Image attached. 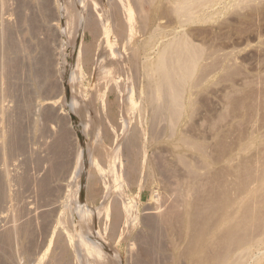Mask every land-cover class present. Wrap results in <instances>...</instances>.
<instances>
[{
  "label": "rangeland",
  "instance_id": "1",
  "mask_svg": "<svg viewBox=\"0 0 264 264\" xmlns=\"http://www.w3.org/2000/svg\"><path fill=\"white\" fill-rule=\"evenodd\" d=\"M145 1L129 0L138 22L145 13L153 14L156 6L158 12L169 10L166 13L170 12L175 19L172 4L176 0ZM70 2L3 0L0 3V264H54L53 252L63 243L55 232L67 243L66 261L73 264L80 257L83 260V253L79 249L75 251L76 247L66 238L76 235V242L86 241L85 236L87 242L91 237L90 242L96 238L94 242H99L96 246L103 248L107 257H117L120 264H264V0H246L241 5L223 7V13L212 14L208 22L185 27H189L190 41L201 51L198 64L202 66L197 65L184 86L181 112L175 104L174 108L171 106L178 112L174 116L172 110V122L169 115L151 119V107L143 104L146 93L138 97V85L136 105L124 115L119 110L108 113L106 103L113 105L115 95L107 87L104 90L97 85L94 66L79 57L80 46L90 42V34L87 30L75 31L76 27L70 24ZM164 19L160 20L165 23L157 21L161 25L158 28L156 23L146 33L136 36L144 45L142 53L166 25ZM92 88L99 96L93 106L96 109L91 111H102L103 120L98 124L99 129L91 130L87 117L85 120L74 101L88 99V93L94 92ZM138 111L141 114L137 115ZM108 117L112 118V124H117L114 128L108 124ZM123 118L130 125L125 133ZM151 122L152 128L148 129ZM131 126L140 130V139L145 143L144 155L139 156L143 166L140 179L132 185H123V196L130 200L135 212L119 224L114 239L107 237L109 243H106L110 218L107 220L104 212L97 211L101 198L90 196L92 191L102 188V182H108L109 162L115 159L111 156L112 148ZM120 150L118 155L124 158L125 152ZM99 152L106 154L107 168H96ZM57 159H64L63 163ZM42 178H48L49 184L41 186ZM91 178L98 182L94 184ZM79 215L89 220L94 229L99 227L100 233L92 229L95 237L91 236V231L80 226L86 220ZM99 234L105 236L101 237L102 241ZM119 234L127 238L121 240Z\"/></svg>",
  "mask_w": 264,
  "mask_h": 264
},
{
  "label": "bare ground",
  "instance_id": "2",
  "mask_svg": "<svg viewBox=\"0 0 264 264\" xmlns=\"http://www.w3.org/2000/svg\"><path fill=\"white\" fill-rule=\"evenodd\" d=\"M134 2V0H131ZM136 1V0H135ZM144 1V0H143ZM147 1V0H146ZM145 1V2H146ZM150 1V0H148ZM175 1V0H174ZM248 1V0H247ZM143 2V3H145ZM152 2V1H151ZM169 2V0H168ZM246 3V0H176L175 3H173V8L175 12V19L174 17L170 16V12L169 14L164 12L165 9H162L161 12H158V7H154L153 8V14H146V16H144V18H141V22H138L135 17H134V11L133 8L129 2V0H71V4H70V9L68 11L69 17H70V24L73 25V27L75 29V31L77 29H81L82 30H87L88 33L90 34V42L88 44H84L83 46H80L79 49V57H83L84 61L86 63H88L90 66H94L95 69V79H96V83L98 86H101L100 88L106 90V87L109 89L110 92L114 93L115 95V101L112 105L111 103H106V110L109 112H112V110H119V111H124L123 115L126 111H128L129 109H131L134 105H136V101H135V89L138 85V87L140 88L139 91V96L141 97L142 94L146 93L147 99H146V103L144 102L143 104H147L148 107H151L150 114H151V119H156V117L163 115V116H168L169 119L171 117V115L173 114L172 112L174 111V116H177L175 113L177 112L176 109H172L171 106L173 104H175L176 106L179 107L181 112V108L184 107L183 106V89L186 83H188L189 79L191 78V76L194 74V71L197 67V65H199V61L200 59H202V54L201 51L198 50V46H196L195 44H193L190 41V38L188 36L189 32L187 29H189V27L186 29L185 27L189 24H194V23H199L200 21H206L207 18L208 20H210L209 18L212 19L213 15H217L220 14L223 11V7H228V6H235V5H241L242 3ZM1 4L3 3L0 2ZM24 3V2H23ZM142 3V2H141ZM140 3V4H141ZM148 3V2H147ZM0 4V5H1ZM19 4V3H18ZM136 4H138L136 2ZM135 4V5H136ZM4 5V4H3ZM24 5V4H23ZM144 5V4H142ZM175 5V6H174ZM18 6V5H17ZM146 6V5H145ZM149 6V4H148ZM22 7V6H21ZM137 7H135L136 9ZM143 8V7H142ZM168 9V7L166 8ZM20 10V9H19ZM138 9H136L135 11H137ZM139 10L141 11V9L139 8ZM147 10V9H146ZM145 10V12H146ZM18 11V10H17ZM22 11V10H21ZM139 13V11H137ZM136 12V14H137ZM20 13V12H18ZM142 13V12H141ZM172 13V12H171ZM223 13V12H222ZM140 14V13H139ZM143 14V15H145ZM213 14V15H212ZM138 15V14H137ZM215 15V16H216ZM15 16V14H14ZM142 16V15H141ZM212 16V17H210ZM21 17V16H20ZM138 17V16H137ZM18 18V17H17ZM139 18V17H138ZM161 18H165L164 20H166V25L162 26L158 37H155L153 39L152 42L149 43L148 48L146 49L144 47V49L146 50L145 52L142 53V50L144 45L140 44L136 38V36L140 33L144 34L148 31V29L151 27H153L152 25H155L157 23V21H161L160 23H165L162 22V20H160ZM144 19V20H143ZM163 20V21H164ZM16 21V20H15ZM208 22V21H206ZM201 23V22H200ZM13 25V23H12ZM157 28L161 25H159V23H157ZM11 28H13L12 26H10ZM9 27V28H10ZM71 28V27H70ZM73 28V30H74ZM19 29V28H18ZM156 29V28H155ZM154 29V30H155ZM11 30V29H10ZM13 30V29H12ZM15 30V29H14ZM150 30V29H149ZM158 30V29H157ZM16 31V30H15ZM152 31V30H151ZM155 33V32H154ZM25 34V33H24ZM150 34V33H149ZM22 35V34H20ZM160 35V36H159ZM144 36V35H143ZM151 36V35H150ZM155 36V34H154ZM16 37V36H14ZM160 37V38H159ZM83 38H84V34H83ZM140 38V37H138ZM152 38V37H151ZM16 39V38H15ZM141 39V38H140ZM21 40V39H20ZM148 41V38H147ZM15 42V41H14ZM82 42V41H81ZM18 43V42H17ZM83 43V42H82ZM23 44V43H22ZM21 44V46H22ZM148 44V43H147ZM82 45V44H81ZM141 45V46H140ZM9 46V45H8ZM11 46V45H10ZM17 47H19V44L17 45ZM15 46V47H16ZM24 47V46H23ZM27 47V46H26ZM197 47V48H196ZM21 49V48H20ZM19 49V50H20ZM13 50V49H12ZM153 50V52H151ZM20 55V54H19ZM78 56V55H77ZM17 57V56H16ZM82 58V59H83ZM79 59V58H78ZM81 59V60H82ZM83 61V60H82ZM11 62V60H10ZM20 63V62H19ZM84 64V63H83ZM202 66V63L200 64ZM199 65V68H201ZM87 66V65H86ZM18 68V67H17ZM89 68V66H88ZM205 68V67H204ZM201 70V69H199ZM16 71V70H15ZM206 71V70H205ZM204 71V72H205ZM10 72V71H9ZM89 72V71H88ZM203 72V73H204ZM19 73V72H18ZM12 75V74H11ZM18 77V76H16ZM19 80V79H18ZM79 80V79H78ZM16 81V80H15ZM192 81V80H191ZM198 81V79H197ZM196 81V82H197ZM12 82V81H11ZM94 83V82H93ZM94 83V84H96ZM190 83V82H189ZM199 83V81H198ZM80 84V83H79ZM93 84V85H94ZM97 85L95 86V88L97 87ZM14 86V85H12ZM79 86V85H78ZM190 86V85H189ZM94 87V86H93ZM105 87V88H104ZM178 88V89H177ZM188 88V87H187ZM76 89V88H75ZM78 89V88H77ZM91 89V88H90ZM97 89V88H96ZM146 92H145V90ZM179 90V91H175V90ZM92 90L94 92H92L90 95L88 93V99H86V101L84 102L83 100H75L74 102H76V106H78L80 108L79 112H82L83 117L86 120L87 117V125L90 126V129H97L98 128V124L100 123V111H91L92 109L94 110V108L96 109V107L93 108L94 103L97 100V93L96 90H94L92 88ZM98 90V89H97ZM103 90V91H104ZM102 91V90H101ZM137 91V92H138ZM74 92V91H73ZM100 92V91H98ZM175 93V94H174ZM73 95V94H72ZM79 95V94H78ZM82 95V93H81ZM79 95V96H81ZM106 95V94H105ZM84 96V95H83ZM81 96V97H83ZM42 97V96H41ZM100 97L102 98V96L100 95ZM105 96H103L104 98ZM137 97V98H138ZM39 98V97H38ZM77 98V97H76ZM79 98V97H78ZM82 99V98H81ZM140 99V98H139ZM138 99V100H139ZM100 100V99H99ZM104 100V99H102ZM101 100V101H102ZM140 100L143 101V99L141 98ZM145 100V99H144ZM72 101V99H71ZM83 101V102H81ZM39 102V101H38ZM104 102H106V99L104 100ZM177 104H176V103ZM141 104V102H140ZM139 104V105H140ZM25 105V104H24ZM23 105V106H24ZM104 105V103H103ZM142 105V104H141ZM140 105V107H141ZM146 105V106H147ZM74 106V104L72 105ZM75 106V107H76ZM100 106V104H99ZM38 107V106H37ZM76 107V108H78ZM103 107V106H102ZM142 107H145L142 105ZM140 109H143V108ZM173 107V106H172ZM78 108V109H79ZM101 107H99L98 109H100ZM139 108V106H138ZM174 108V107H173ZM41 109V108H40ZM77 109V110H78ZM150 109V108H149ZM183 109V108H182ZM74 110V109H73ZM105 110V109H104ZM103 110V112H104ZM134 110V109H133ZM173 110V111H172ZM77 112V113H79ZM121 112V113H122ZM140 112L142 113L143 111L140 110ZM138 111L137 115L140 113ZM145 112V111H144ZM148 112V110L146 111ZM106 113V112H105ZM103 114L106 116V114ZM107 113V114H108ZM134 113V112H133ZM140 113V114H141ZM149 113V112H148ZM178 113V112H177ZM120 114V113H119ZM127 114V113H126ZM125 114V115H126ZM102 115V114H101ZM147 115V114H146ZM132 116V115H130ZM140 116H143L140 115ZM173 116V115H172ZM127 117V116H126ZM81 118V116H80ZM83 118V119H84ZM121 118V117H120ZM130 118V117H129ZM129 118H126V120H128ZM134 118V117H133ZM132 120H135L133 119ZM139 118V116L137 117V119ZM161 118V116H160ZM174 117H171V119H173ZM108 119V124L110 126H112L114 128V124L115 123H111V119L112 118H107ZM143 119V118H142ZM146 119V118H145ZM144 119V121H145ZM158 119V118H157ZM164 119V118H163ZM168 119V120H169ZM170 119V121H171ZM84 120V121H85ZM130 120V119H129ZM165 120V119H164ZM105 121V122H106ZM131 121V120H130ZM129 121V122H130ZM138 121V120H136ZM140 121V120H139ZM142 121V120H141ZM160 121V119H159ZM166 121V120H165ZM86 122V121H85ZM106 122V123H107ZM115 122V121H114ZM122 124V130L124 132V130L126 131L128 129V124L125 121V119H121ZM132 122V121H131ZM135 122V121H134ZM156 121H153V124ZM169 125V121H167ZM172 122V121H171ZM111 123V124H110ZM139 123V122H138ZM137 123V126H138ZM142 123V122H141ZM140 123V125H141ZM144 123V122H143ZM146 123V122H145ZM158 123V122H157ZM130 124V123H129ZM134 124V123H132ZM156 124V123H155ZM154 124V127H155ZM107 125V124H106ZM117 125V124H115ZM119 125V124H118ZM136 125V124H135ZM145 125V124H144ZM158 125V124H157ZM156 125V126H157ZM146 126V125H145ZM144 126V127H145ZM148 126V125H147ZM15 127V126H14ZM103 127H109V126H104ZM112 127L110 129H112ZM120 127V126H119ZM132 127V126H131ZM139 127V126H138ZM142 127V126H141ZM140 127V128H141ZM153 127V128H154ZM102 128V127H101ZM118 128V127H117ZM126 128V129H125ZM152 128V122H151V127ZM169 128V127H168ZM16 129V128H15ZM99 129V128H98ZM108 129V128H107ZM120 129V128H119ZM142 129H145L142 127ZM155 129V128H154ZM157 129V127H156ZM114 131V129H112ZM102 131V130H100ZM113 131L112 135H113ZM121 131V129H120ZM153 133V129L151 130ZM99 132V131H98ZM106 131H102V133ZM119 132V131H118ZM144 132V131H142ZM125 133V132H124ZM18 134V133H17ZM100 134V133H99ZM98 134V136H99ZM111 134V133H110ZM94 135V134H93ZM124 135V134H121ZM140 130L136 127L133 126L132 129L127 132L125 134V136L123 137V139L120 141L119 139V143L117 142V145L115 144V146H113L114 148H112V152H111V156L113 159V161L111 160V162H109V180L108 182H102L103 186L100 189H97L96 191H92L91 196L90 197H100L101 198V203L98 204L100 205V207H94L97 208L98 212H104L105 216L110 218V225H111V229H110V233L108 232L106 239L104 240V242L106 241V243H109V241L107 240V237L109 238H113L114 239V234L117 233V229L119 224L125 219L130 216L131 212H135V210H132V205L130 204V200L129 199H125L123 196V185H132L133 183L137 182L138 179H140V173L142 171V162L141 160H139V156L142 155V140L140 139ZM143 135V133H142ZM14 136V135H13ZM63 136V135H62ZM97 136V135H96ZM95 136V137H96ZM103 136V135H102ZM116 136V133H115ZM151 136V135H150ZM16 137V136H15ZM119 137V136H118ZM122 137V136H121ZM154 137V136H152ZM151 137V138H152ZM112 138V137H111ZM120 138V137H119ZM60 139V138H59ZM116 139V138H115ZM118 139V138H117ZM8 140V139H7ZM14 140V139H13ZM18 140V139H17ZM141 140V141H140ZM67 141V140H65ZM115 141V140H114ZM113 142V141H112ZM114 142V143H116ZM13 143V142H12ZM11 143V144H12ZM64 143V141H63ZM67 143V142H66ZM70 143V142H69ZM30 145V144H29ZM55 145V144H54ZM96 145V144H95ZM104 145V144H103ZM108 145V144H107ZM151 145V144H149ZM10 147V145H8ZM20 146V145H19ZM56 146V145H55ZM66 146V145H65ZM106 146V145H105ZM111 146V145H109ZM109 146L106 148L108 149ZM25 147V146H24ZM59 147V145H58ZM100 147V146H99ZM150 147V146H149ZM49 148V146H48ZM70 148V147H69ZM68 148V149H69ZM104 148V147H103ZM110 148V149H111ZM56 149V148H55ZM60 149V148H59ZM105 149V148H104ZM119 149L124 150L125 154H123L125 157L124 158H120L118 153H119ZM144 149V148H143ZM146 149V148H145ZM144 149V150H145ZM61 150V149H60ZM67 150V149H66ZM120 150V152H121ZM38 151V150H36ZM48 151V149H47ZM68 151V150H67ZM99 151V150H98ZM110 151V150H108ZM35 152V151H34ZM102 152V150H101ZM106 152V150H105ZM145 152V151H144ZM27 153V152H26ZM57 153V152H56ZM109 153V152H108ZM43 154V152H42ZM47 154V153H46ZM120 154V153H119ZM44 155V154H43ZM64 155V154H63ZM95 155V154H94ZM96 155H98L99 161L96 165V168L98 169H102L104 168V164H106V157L102 153H97ZM118 155V156H117ZM144 155V154H143ZM143 155L141 157H143ZM28 156V155H27ZM32 156V155H31ZM50 156V155H49ZM110 156V157H111ZM121 156V155H120ZM38 157V156H37ZM48 157V156H47ZM55 157V156H54ZM72 157V156H71ZM78 157V156H77ZM80 157V156H79ZM78 157V158H79ZM108 157V155H107ZM35 158V157H34ZM65 158H67L65 156ZM109 158V157H108ZM54 159V158H53ZM73 159V158H72ZM111 159V158H110ZM31 160V159H30ZM37 160V159H36ZM41 160V159H40ZM59 161V159H57ZM64 160V159H63ZM63 160L59 161L61 163H63ZM27 161V159H26ZM43 161V160H42ZM51 161V160H50ZM56 161V160H54ZM53 161V162H54ZM56 161V163L58 162ZM68 161V160H67ZM49 162V161H48ZM55 165V163H53ZM66 162V161H65ZM64 162V163H65ZM76 162V160H75ZM70 163H74V162H70ZM77 163H78V159H77ZM111 163V164H110ZM29 164V163H28ZM43 164V163H42ZM47 164V163H46ZM36 165V164H35ZM61 164H58V166ZM75 165V164H74ZM77 165V164H76ZM108 165V164H107ZM56 166V167H58ZM104 166V167H102ZM39 167V166H38ZM60 167V166H59ZM64 167V166H63ZM68 167V165H67ZM66 167V168H67ZM62 168V167H61ZM65 168V167H64ZM75 168V166H74ZM107 168V166L105 167ZM50 169V168H49ZM55 169V168H53ZM59 169V168H57ZM42 170V169H41ZM45 170V168H44ZM52 170V169H51ZM80 170V169H79ZM93 170V169H92ZM95 170V169H94ZM54 171V170H52ZM57 171V170H56ZM61 171V170H59ZM68 171V170H67ZM97 171V170H96ZM105 171V170H104ZM73 172V171H72ZM102 172V171H101ZM52 172H50V175L53 176V174H51ZM76 173V172H75ZM42 174V173H41ZM45 174V172H44ZM57 174V172H56ZM59 174V173H58ZM78 174V173H77ZM76 174V175H77ZM89 174V173H88ZM108 174V173H107ZM6 175V173H5ZM48 175V174H46ZM55 175V174H54ZM64 175V174H63ZM75 175V174H74ZM97 175V174H96ZM98 175H101L100 173ZM86 176V175H85ZM7 177V176H6ZM36 177V176H35ZM57 177V176H56ZM101 177V176H100ZM49 178V177H48ZM48 178L44 179L42 178V184L41 186H43L46 183H48ZM64 178V177H63ZM69 178V177H67ZM108 178V176H107ZM106 177L104 179H107ZM15 179V178H14ZM50 179V178H49ZM102 178H100L101 180ZM6 180V179H5ZM4 180V181H5ZM34 180V179H33ZM40 180V178H39ZM52 180V179H51ZM69 180V179H68ZM77 180V179H76ZM103 180V179H102ZM10 181V180H9ZM16 181V180H15ZM59 181V180H58ZM39 183V181H37ZM50 182V180H49ZM56 182V181H55ZM78 182V181H77ZM91 182H93L94 184H96L98 181L96 179H92L91 178ZM52 183V182H51ZM58 183V182H56ZM70 183V182H69ZM73 183V182H72ZM132 183V184H130ZM5 184V183H4ZM49 184V183H48ZM64 184V183H63ZM74 184V183H73ZM84 184V183H83ZM107 184V185H106ZM7 185V184H6ZM15 185V184H14ZM37 185V184H36ZM40 185V184H39ZM60 185V184H59ZM62 185V184H61ZM138 185V184H137ZM9 186V185H7ZM64 186V185H62ZM69 186V185H68ZM88 186V185H87ZM10 187V186H9ZM8 187V189H9ZM84 187V186H83ZM92 187V186H91ZM36 188V187H35ZM42 188V187H40ZM46 188V187H45ZM55 188V187H54ZM38 189V188H37ZM49 189V188H48ZM57 189V188H56ZM126 189V188H125ZM43 190V189H42ZM52 190V189H51ZM41 191V190H39ZM62 191V190H61ZM78 191V190H77ZM2 192V191H1ZM8 192V191H7ZM5 192V193H7ZM63 192V191H62ZM74 192V191H73ZM76 192V190H75ZM13 193V192H12ZM43 193V191H42ZM68 193V192H67ZM78 194V193H77ZM85 194V193H84ZM127 194V193H126ZM47 195V194H46ZM10 196V195H9ZM8 197V196H7ZM11 197V196H10ZM16 197V196H15ZM126 197V196H125ZM13 198V197H11ZM73 198V197H71ZM76 198V197H75ZM74 200V198H73ZM72 200V201H73ZM84 200V199H83ZM94 200V199H93ZM75 201V200H74ZM86 201V200H84ZM100 201V199H99ZM172 201H170L171 203ZM76 203V202H75ZM78 203V202H77ZM76 203V204H77ZM93 203V201H92ZM91 203V204H92ZM168 202V205L170 204ZM85 204H87L86 202L82 205L84 206ZM80 205V204H79ZM165 205V204H164ZM86 206V205H85ZM84 206V207H85ZM78 207V205H77ZM93 207V206H92ZM82 208V207H81ZM167 208V207H166ZM91 209V207H90ZM105 209V210H102ZM169 209V206H168ZM167 209V210H168ZM71 210V209H70ZM81 210V209H80ZM83 210V209H82ZM81 210V211H82ZM93 210V209H92ZM96 210V209H95ZM100 210V211H99ZM12 211V210H11ZM169 211V210H168ZM29 212V211H28ZM33 213V212H32ZM69 213V212H68ZM84 213V210L82 212ZM96 213V211H95ZM13 214V213H11ZM72 214V213H71ZM70 214V215H71ZM88 214V211L87 213ZM85 214V215H86ZM59 215V214H58ZM91 215V214H90ZM97 215V214H96ZM95 215V217H96ZM100 215V213H99ZM77 216V214H76ZM82 216V215H81ZM79 215V217H81ZM89 215H87L88 218ZM135 216V213H134ZM132 216V217H134ZM164 216V215H163ZM41 217V216H40ZM92 217V216H91ZM88 218V219H92V218ZM94 217V215H93ZM129 217V218H132ZM165 217V216H164ZM44 218V217H43ZM51 218V217H50ZM97 218V217H96ZM136 218V217H135ZM67 219V218H66ZM70 219V218H69ZM68 219V220H69ZM79 219V218H78ZM81 219H85L82 218ZM79 219V220H81ZM94 219V218H93ZM92 219V220H93ZM102 220V218H100ZM154 219V218H153ZM17 220V219H15ZM31 220V219H30ZM45 220V219H44ZM64 220V219H63ZM67 220V221H68ZM75 220V219H74ZM86 221L82 220V224L80 225L82 226L85 230L87 229L88 231H91L92 229L95 230L97 228H93V226L91 225L92 223H89L87 221V219H85ZM95 220V219H94ZM126 220H129L128 218ZM133 220V219H132ZM51 221V220H50ZM78 221V220H77ZM96 221V220H95ZM98 221V220H97ZM104 221V220H103ZM131 221V220H130ZM135 221V220H134ZM14 222V221H13ZM12 222V223H13ZM30 222V221H29ZM28 222V223H29ZM43 222V221H42ZM62 222V221H61ZM76 222V221H75ZM91 222V221H90ZM107 222V221H106ZM41 223V222H40ZM65 223V222H64ZM67 223V222H66ZM71 223V222H70ZM79 223V222H78ZM105 223V222H104ZM127 223H129V221H127ZM126 223V224H127ZM153 223V222H151ZM61 224V223H60ZM81 224V223H80ZM125 224V223H124ZM123 224V225H124ZM125 224V225H126ZM132 224V223H131ZM156 224V223H155ZM43 225V224H41ZM51 225V224H50ZM64 225V224H63ZM71 225V224H70ZM79 225V224H78ZM134 225V223H133ZM132 225V226H133ZM16 226V225H15ZM25 226V225H24ZM73 226V225H72ZM79 226V227H80ZM97 226V224L95 225ZM102 226V225H101ZM121 226V225H120ZM129 226V224H128ZM152 226V225H151ZM156 226V225H155ZM17 227V226H16ZM42 227V226H41ZM76 227V226H75ZM105 227V226H104ZM126 227V226H125ZM30 228V227H29ZM34 228V227H33ZM46 228V227H44ZM74 228V227H73ZM77 228V227H76ZM82 228V229H83ZM103 228V227H102ZM121 228V227H120ZM123 228V226H122ZM129 228V227H128ZM126 228L128 231L129 229ZM11 229V228H10ZM14 229V228H13ZM26 229V227H25ZM55 229V228H54ZM60 229V228H59ZM64 229V228H63ZM66 229V228H65ZM64 229V230H65ZM98 229H100L98 227ZM97 232L100 233V231ZM132 229V228H130ZM28 230V229H27ZM26 230V231H27ZM47 230V229H46ZM68 229H66L65 231H67ZM103 230H105L103 228ZM123 230V229H122ZM125 230V229H124ZM17 231V230H16ZM19 231V230H18ZM21 231V230H20ZM53 231V230H52ZM84 231V230H83ZM106 231V230H105ZM109 231V230H108ZM121 231V229L119 230ZM132 231V230H131ZM9 232V231H8ZM22 232V231H21ZM61 232V230H60ZM68 232V231H67ZM80 232H81V228H80ZM79 232V233H80ZM96 232V231H94ZM96 232V233H97ZM116 232V233H115ZM127 232V231H126ZM11 233V232H10ZM9 233V234H10ZM56 234H58V236H56V238L58 239V241L62 244H58L59 245V250L57 251V249L55 251H57V253L54 251L53 253H55L53 255V262L54 264H73L72 261H66V254H67V247H66V242L63 241V239L61 237H63L62 235L60 236L59 233L55 232ZM75 233H77L75 231ZM74 233V234H75ZM82 233V232H81ZM87 233V232H86ZM93 232L91 231V234ZM103 233V232H102ZM121 233V232H120ZM123 233V232H122ZM130 233V232H128ZM127 233V234H128ZM139 233V232H138ZM8 234V233H7ZM12 234V233H11ZM54 234V235H56ZM85 234V233H84ZM105 234V232H104ZM103 234V237L105 238ZM126 234V233H125ZM5 235V234H4ZM39 235V234H38ZM52 235V233H51ZM86 235V234H85ZM96 235V234H95ZM120 235V234H119ZM122 235V234H121ZM121 237V240L124 237ZM8 236V235H5ZM45 236V235H44ZM69 236V235H68ZM73 236V234H72ZM77 236V235H76ZM69 237L66 238V240L69 241L70 244H72V246L76 247L75 249H79V251H81L83 253V260L78 259L79 257H77L78 259V263L77 264H120V260L117 259V257L115 259L111 258V257H107L108 254H105L103 251V248L101 250V248H99L98 246H96L99 242L97 241V243L94 242V240L88 241L85 236L84 238L86 239V241H83V239L78 240L76 242L77 239H75L74 237ZM93 236V234L91 235ZM100 236V234H99ZM154 236V235H153ZM39 237V236H38ZM43 237V236H42ZM65 237V236H64ZM95 237V236H93ZM98 237V236H97ZM101 237L98 238L101 240ZM102 237V238H103ZM116 237V236H115ZM119 237V236H118ZM118 237H116V239H118ZM132 237V236H131ZM4 238V237H3ZM77 238V237H76ZM82 238V237H81ZM109 238V240H110ZM127 238V237H126ZM125 238V239H126ZM26 239V238H25ZM35 239V237H34ZM56 239V241H57ZM78 239H80V235L78 237ZM97 239V240H98ZM120 239V238H119ZM136 239V238H135ZM6 240V239H5ZM27 240V239H26ZM51 240V239H50ZM55 240V239H53ZM103 240V239H102ZM101 240V241H102ZM129 240V239H128ZM19 241V240H18ZM56 241L54 243H56ZM108 241V242H107ZM116 241V240H115ZM120 241V240H119ZM15 242V241H14ZM27 242V241H26ZM127 242V241H126ZM130 241H128L129 244ZM52 243V244H54ZM58 243V242H57ZM24 244V243H23ZM41 244V243H40ZM16 245V244H15ZM19 245V244H18ZM99 245V244H98ZM104 245V244H103ZM112 245V244H111ZM132 245V243H131ZM33 246V245H32ZM105 246V245H104ZM103 246V247H104ZM107 246H109L107 244ZM41 247V246H40ZM55 247V246H54ZM53 247V248H54ZM57 247V246H56ZM106 247V246H105ZM131 247V246H130ZM110 248V247H109ZM114 246L112 247L113 250ZM38 249V248H37ZM111 249V248H110ZM18 250V249H17ZM75 250V251H77ZM105 250V249H104ZM78 251V252H79ZM106 251V250H105ZM80 252V254H81ZM114 252V251H113ZM148 252V251H147ZM17 253V252H16ZM30 253V252H29ZM37 253V252H35ZM52 253V254H53ZM72 253V252H71ZM109 253V250H108ZM150 253V252H149ZM28 254V253H27ZM26 254V255H27ZM51 254V255H52ZM110 254V253H109ZM112 254V252H111ZM118 254V253H117ZM153 254V253H152ZM32 255V254H31ZM39 255V254H38ZM37 255V256H38ZM75 255V254H74ZM73 255V256H74ZM113 255V254H112ZM110 255V256H112ZM116 255V254H115ZM119 255V254H118ZM85 256V257H84ZM68 257V256H67ZM72 257V256H71ZM75 257V256H74ZM146 257V256H145ZM18 258V255H17ZM46 258V257H45ZM70 258V257H69ZM33 259V258H31ZM76 259V258H75ZM74 259V260H75ZM76 259V260H77ZM145 259V258H144ZM148 259V258H147ZM154 259V258H153ZM17 260V259H16ZM34 260V259H33ZM68 260V258H67ZM75 260V261H76ZM18 261V260H17ZM32 261V260H31ZM137 262V261H136ZM144 262V261H142ZM141 262V263H142ZM146 262V261H145ZM50 263V262H49ZM76 263V262H74ZM137 264V263H136ZM143 264V263H142ZM151 264V263H149Z\"/></svg>",
  "mask_w": 264,
  "mask_h": 264
}]
</instances>
